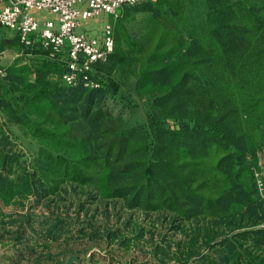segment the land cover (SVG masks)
Instances as JSON below:
<instances>
[{
    "label": "trees",
    "instance_id": "trees-1",
    "mask_svg": "<svg viewBox=\"0 0 264 264\" xmlns=\"http://www.w3.org/2000/svg\"><path fill=\"white\" fill-rule=\"evenodd\" d=\"M157 1L166 15L178 13L168 0ZM144 7L155 12L152 3ZM207 7L214 23L205 40L180 38L176 49L168 43L149 55L136 86L148 85L142 90L152 94V112L133 125L106 105L119 89L109 75L126 58L122 31L90 71L97 87L65 84V65L49 59L39 42L26 46L16 35L13 42L26 53L39 48L46 58L31 69L10 65L0 76V200L23 206L32 195L48 208L68 200L77 217L96 200L127 209L123 225L135 237L145 231L131 219L136 212L150 226L148 239L163 228L155 243L161 254L171 248L175 258L196 264H264V201L253 174L264 171V0H207ZM213 63L223 78L219 98L203 70ZM9 124L39 142L31 159L16 148ZM23 214L30 222L31 212ZM52 214L43 221L48 234L66 223ZM86 226L93 228L90 238L99 235ZM104 232L128 246L119 229Z\"/></svg>",
    "mask_w": 264,
    "mask_h": 264
},
{
    "label": "rangeland",
    "instance_id": "rangeland-1",
    "mask_svg": "<svg viewBox=\"0 0 264 264\" xmlns=\"http://www.w3.org/2000/svg\"><path fill=\"white\" fill-rule=\"evenodd\" d=\"M166 1V0H163ZM255 0H245L250 3ZM152 3L153 9L147 10L145 3ZM177 14L171 12L166 15L165 8L158 4L157 0H142L139 3L123 6L119 16L111 18L114 23V34L119 31L125 38L119 39V44L126 53L125 61L117 65L109 75L117 82L119 89L117 95L107 99L106 105L113 116L123 117L128 125L136 122H147L152 112V94L142 90L148 87L137 88V79L141 70L150 62L149 55L152 52H163L172 46L177 48L180 38L187 43L191 37H201L205 40L206 35L213 26V14L208 10L207 0H168ZM104 18L107 15L103 16ZM100 18L102 22V17ZM93 18V19H98ZM110 19V17H108ZM93 21L92 19H89ZM87 20V21H89ZM84 30L85 28L82 27ZM14 37L7 34L0 35V46L3 42L7 44L0 48V69L15 64L14 67L25 66L31 69L33 65L45 60L46 57L39 48L26 53L20 43L13 42ZM60 55V57H59ZM63 53L50 56L49 59L59 61L60 67L65 65ZM216 63L203 66L207 80L210 82L213 92L217 98L225 94L223 79ZM220 75L219 78H216ZM1 76V74H0ZM33 79L32 72L28 75ZM52 79L55 77L52 75ZM172 124V120H166ZM10 138L16 148L23 154V159H31L37 153L40 145L35 139L25 136L18 125L9 124ZM9 131V132H10ZM259 153V164L260 158ZM90 201V200H88ZM20 203L5 204L0 200V262L3 264H196L195 260L184 261L174 257L171 248L167 254L155 251V243L158 244L160 235L156 229L154 237L149 238L147 230L150 228L144 222V216L133 213L131 219L143 222L145 231L140 236H134L123 223L129 213L127 209L104 205L102 202L91 200L88 203V213L80 212L76 216L74 205L67 201H57L58 207L50 202L36 200L35 196L23 198ZM69 206V208H64ZM30 211V222L23 221L25 211ZM50 211L52 217L60 215L66 221L58 232L48 234L45 232V219H48ZM54 219V218H51ZM23 221V222H22ZM85 227L84 233L80 228ZM92 224L98 229V236L90 238L89 231ZM85 225V226H84ZM119 229L118 235L125 234L130 240L128 246H123L117 239L106 236L104 230ZM165 230V229H164ZM54 231V230H53ZM169 233V232H167ZM20 235L21 240L16 237ZM57 238H54V237ZM170 237H177L170 235Z\"/></svg>",
    "mask_w": 264,
    "mask_h": 264
},
{
    "label": "built area",
    "instance_id": "built-area-1",
    "mask_svg": "<svg viewBox=\"0 0 264 264\" xmlns=\"http://www.w3.org/2000/svg\"><path fill=\"white\" fill-rule=\"evenodd\" d=\"M142 0H0V28L14 29L26 46L39 42L49 50V56L63 53L65 71L61 79L67 85L82 84L97 87L90 77L93 65L105 61L115 44L114 23L125 5ZM49 11L56 19L40 21L32 11ZM107 17L99 31L82 29L83 21ZM110 17V19L108 18ZM0 74L4 72L0 69ZM258 193L264 201V171L253 169ZM264 225V223H263Z\"/></svg>",
    "mask_w": 264,
    "mask_h": 264
},
{
    "label": "crops",
    "instance_id": "crops-1",
    "mask_svg": "<svg viewBox=\"0 0 264 264\" xmlns=\"http://www.w3.org/2000/svg\"><path fill=\"white\" fill-rule=\"evenodd\" d=\"M2 3H0V9H1ZM32 14L39 19L40 21H42L43 19L46 18H50V19H56V15L53 14L52 12L49 11H32ZM93 21H83L82 25L84 28L86 29H91V30H95V31H99L101 28V24L102 22L100 21L101 19H92ZM7 34L9 37L13 36L15 37L17 35L16 31L14 29H5V28H0V35H4ZM60 57V55H59ZM64 57V62H65V55H63ZM263 161V157L260 158V163Z\"/></svg>",
    "mask_w": 264,
    "mask_h": 264
},
{
    "label": "water",
    "instance_id": "water-1",
    "mask_svg": "<svg viewBox=\"0 0 264 264\" xmlns=\"http://www.w3.org/2000/svg\"><path fill=\"white\" fill-rule=\"evenodd\" d=\"M0 264H3V263L0 262Z\"/></svg>",
    "mask_w": 264,
    "mask_h": 264
}]
</instances>
